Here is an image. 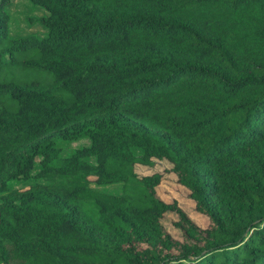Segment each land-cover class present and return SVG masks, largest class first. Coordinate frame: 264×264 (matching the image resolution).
Segmentation results:
<instances>
[{
    "label": "trees",
    "instance_id": "1",
    "mask_svg": "<svg viewBox=\"0 0 264 264\" xmlns=\"http://www.w3.org/2000/svg\"><path fill=\"white\" fill-rule=\"evenodd\" d=\"M9 1L0 264H264V0H30L44 31L19 35ZM155 159L206 226L157 195L161 171L137 172Z\"/></svg>",
    "mask_w": 264,
    "mask_h": 264
},
{
    "label": "rangeland",
    "instance_id": "2",
    "mask_svg": "<svg viewBox=\"0 0 264 264\" xmlns=\"http://www.w3.org/2000/svg\"><path fill=\"white\" fill-rule=\"evenodd\" d=\"M7 10L10 15L9 19V32L11 35L27 34V33H43V27L36 21H31L32 17L42 15L45 13L44 8L38 5H34L30 0H10L7 5ZM28 52H16L14 57L16 60L23 59ZM6 70V69H4ZM9 71L13 70L8 68ZM7 70V71H8ZM12 71V72H13ZM37 75V73L35 74ZM82 139V140H81ZM88 143L86 139L78 138L71 142L63 143L64 149L62 154L69 153L74 147L84 145ZM40 156L36 158V165L32 173L38 168ZM93 161V158H90ZM171 163L167 159H155L153 165H136V170L140 174L151 173L155 170L163 173L162 181L156 186L157 195L166 202H172L176 200L177 205L188 215V217L197 225L204 227L208 224L207 215L199 212L195 207V202L190 196L189 189L177 181L176 175L170 170ZM32 178L28 180L11 181V186H22L32 181ZM100 190L118 193L121 190V183H106V184H91ZM177 213L169 210L162 216V222L166 230L175 238L181 239L182 232L179 227L176 226Z\"/></svg>",
    "mask_w": 264,
    "mask_h": 264
}]
</instances>
